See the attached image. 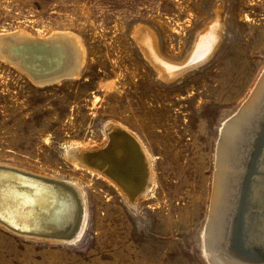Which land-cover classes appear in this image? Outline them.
<instances>
[{"label":"rangeland","instance_id":"1","mask_svg":"<svg viewBox=\"0 0 264 264\" xmlns=\"http://www.w3.org/2000/svg\"><path fill=\"white\" fill-rule=\"evenodd\" d=\"M18 34L70 35L81 59L38 81L0 54V163L80 183L88 213L68 244L0 228V264H209L217 145L264 72V0H0V36ZM153 54L187 66L167 72ZM111 121L150 153L136 207L69 161Z\"/></svg>","mask_w":264,"mask_h":264},{"label":"bare ground","instance_id":"2","mask_svg":"<svg viewBox=\"0 0 264 264\" xmlns=\"http://www.w3.org/2000/svg\"><path fill=\"white\" fill-rule=\"evenodd\" d=\"M213 33L211 38L206 33L204 40H216L219 32ZM23 35L0 36V54L8 53L2 55L5 59L9 55L38 81L73 74L81 59L74 37L60 34L43 40ZM151 36L140 41L149 39L146 50L155 53ZM153 55L166 71L187 66V62L169 64ZM218 145L212 207L203 231L205 258L209 264H264V72L222 128ZM68 155L76 169L102 178L132 207L154 183L150 153L136 135L115 121L107 125L99 143L80 144ZM87 213L80 183L0 163V228L27 239L68 244L80 237Z\"/></svg>","mask_w":264,"mask_h":264}]
</instances>
